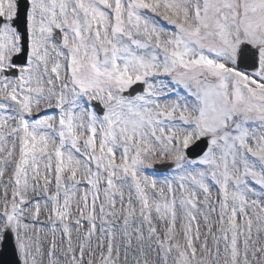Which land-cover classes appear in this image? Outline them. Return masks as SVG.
<instances>
[{
    "label": "snow or ice",
    "instance_id": "1",
    "mask_svg": "<svg viewBox=\"0 0 264 264\" xmlns=\"http://www.w3.org/2000/svg\"><path fill=\"white\" fill-rule=\"evenodd\" d=\"M20 16L0 0V234L21 264H264V0Z\"/></svg>",
    "mask_w": 264,
    "mask_h": 264
},
{
    "label": "rangeland",
    "instance_id": "2",
    "mask_svg": "<svg viewBox=\"0 0 264 264\" xmlns=\"http://www.w3.org/2000/svg\"><path fill=\"white\" fill-rule=\"evenodd\" d=\"M49 111V114H51L52 112H54V110H48ZM43 112V110H42ZM169 170L167 172H162V173H156L155 175L157 176V178H163L164 176H167L169 175ZM38 223H45L47 224L48 221H47V218H46V215H42L41 218H40V221ZM179 223V222H178ZM202 223V221H201ZM202 233L203 231H205V229L202 227L201 229ZM10 232V231H9ZM10 234L12 235V238H13V241L15 242V245H16V240H15V237L14 235L10 232ZM99 234V232L97 233ZM2 235L3 234H0V242H1V239H2ZM49 240L51 239V237L48 238ZM57 239L59 240L60 237H59V234L57 236ZM202 239H203V236H202ZM253 239H257L258 240V243H261V242H264V234H261L259 237L257 236L255 230L253 232ZM42 244L44 245V248H45V253H46V249H47V244H48V241L47 240H44L43 239V234H42ZM95 243V241H94ZM209 244L211 245V240H209ZM16 248H17V245H16ZM221 251H222V245H221ZM17 253H18V258H19V262L21 264V261H20V256H19V252H18V249H17ZM122 253H123V249H122ZM153 258L156 259L157 257H155V255H153ZM129 260L131 261V256L129 257ZM43 264H47V258H46V254H45V257H44V261H43ZM121 264H123V255L121 256Z\"/></svg>",
    "mask_w": 264,
    "mask_h": 264
},
{
    "label": "water",
    "instance_id": "3",
    "mask_svg": "<svg viewBox=\"0 0 264 264\" xmlns=\"http://www.w3.org/2000/svg\"><path fill=\"white\" fill-rule=\"evenodd\" d=\"M4 250L0 254V264H16L15 260L12 258V253L10 249V241L7 238L3 244Z\"/></svg>",
    "mask_w": 264,
    "mask_h": 264
}]
</instances>
